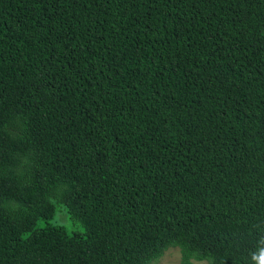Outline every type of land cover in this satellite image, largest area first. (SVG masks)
Returning a JSON list of instances; mask_svg holds the SVG:
<instances>
[{
  "label": "trees",
  "instance_id": "16d2710c",
  "mask_svg": "<svg viewBox=\"0 0 264 264\" xmlns=\"http://www.w3.org/2000/svg\"><path fill=\"white\" fill-rule=\"evenodd\" d=\"M169 248L264 264V0H0V264Z\"/></svg>",
  "mask_w": 264,
  "mask_h": 264
},
{
  "label": "rangeland",
  "instance_id": "374dc122",
  "mask_svg": "<svg viewBox=\"0 0 264 264\" xmlns=\"http://www.w3.org/2000/svg\"><path fill=\"white\" fill-rule=\"evenodd\" d=\"M46 223L64 225L69 231H82L84 226L80 223H72L69 219L66 208L63 204L55 203V213L52 217L37 222V227H42ZM155 264H181V251L179 248H169ZM194 264H207L205 261H195Z\"/></svg>",
  "mask_w": 264,
  "mask_h": 264
}]
</instances>
